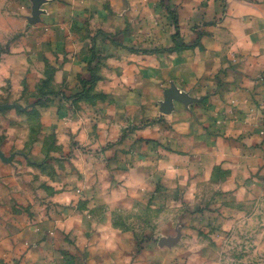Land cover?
Segmentation results:
<instances>
[{
    "label": "crops",
    "instance_id": "crops-1",
    "mask_svg": "<svg viewBox=\"0 0 264 264\" xmlns=\"http://www.w3.org/2000/svg\"><path fill=\"white\" fill-rule=\"evenodd\" d=\"M168 246L264 255V0H0V264Z\"/></svg>",
    "mask_w": 264,
    "mask_h": 264
},
{
    "label": "rangeland",
    "instance_id": "rangeland-1",
    "mask_svg": "<svg viewBox=\"0 0 264 264\" xmlns=\"http://www.w3.org/2000/svg\"><path fill=\"white\" fill-rule=\"evenodd\" d=\"M253 226V227H252ZM250 226V229H252L253 232H257L259 230V227L257 225H252ZM226 239V236L224 237V240H221V243H223ZM237 249H239L240 245H242V241H244L243 239L237 240ZM259 241V240H258ZM163 244V243H162ZM142 243H140V246L138 245V247L142 248L143 246H141ZM169 248H166L164 250V254L163 253H159V255H156L155 260V264H172V258H173V250L171 251H167L172 249L171 246H168ZM236 249V250H237ZM259 250V249H257ZM176 253H180V258H181V264H186L184 261V256L182 255L181 251H175ZM256 252V251H255ZM210 257L213 258L212 255H205V258ZM215 258L218 259H222L223 264H264V255H259L257 253H253L250 255H238V254H220L219 256H215ZM202 260V257L200 256H193L192 259V264H198L200 263V261ZM151 261H153V259H151ZM246 262V263H245Z\"/></svg>",
    "mask_w": 264,
    "mask_h": 264
},
{
    "label": "water",
    "instance_id": "water-1",
    "mask_svg": "<svg viewBox=\"0 0 264 264\" xmlns=\"http://www.w3.org/2000/svg\"><path fill=\"white\" fill-rule=\"evenodd\" d=\"M38 16L36 15L35 11H33V18L31 20V22L37 21Z\"/></svg>",
    "mask_w": 264,
    "mask_h": 264
}]
</instances>
